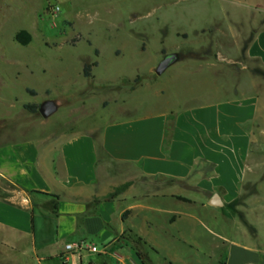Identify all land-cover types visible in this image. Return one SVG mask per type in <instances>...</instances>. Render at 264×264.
Wrapping results in <instances>:
<instances>
[{"label":"crops","instance_id":"0c3cea01","mask_svg":"<svg viewBox=\"0 0 264 264\" xmlns=\"http://www.w3.org/2000/svg\"><path fill=\"white\" fill-rule=\"evenodd\" d=\"M242 58L236 98L0 141L5 264H264V26Z\"/></svg>","mask_w":264,"mask_h":264},{"label":"rangeland","instance_id":"374dc122","mask_svg":"<svg viewBox=\"0 0 264 264\" xmlns=\"http://www.w3.org/2000/svg\"><path fill=\"white\" fill-rule=\"evenodd\" d=\"M263 26L264 0H0V141L211 101L215 74L232 89L215 99L236 98L248 70L227 59L242 60ZM169 54L184 60L158 75Z\"/></svg>","mask_w":264,"mask_h":264},{"label":"trees","instance_id":"16d2710c","mask_svg":"<svg viewBox=\"0 0 264 264\" xmlns=\"http://www.w3.org/2000/svg\"><path fill=\"white\" fill-rule=\"evenodd\" d=\"M16 40L21 43L22 45H28L31 41H32V35L31 33L26 30V29H22L20 30L17 35H16ZM97 65V62L92 63L91 65H86L84 67V75L86 77H90L92 76V71L91 68L93 66ZM33 93H36L35 91H32ZM27 110H29L32 113L35 114H39V110H40V106L36 105V104H25L24 106ZM130 183H125L122 184L118 187H116L112 192H110L109 194L99 198V199H105V200H109L112 199L114 197H116L119 193H121L122 191H124L125 189H127L129 187ZM185 201H190L188 198H182ZM142 256V254H141Z\"/></svg>","mask_w":264,"mask_h":264},{"label":"built area","instance_id":"2783aa9c","mask_svg":"<svg viewBox=\"0 0 264 264\" xmlns=\"http://www.w3.org/2000/svg\"><path fill=\"white\" fill-rule=\"evenodd\" d=\"M56 10H60L59 7L56 8ZM66 250L72 253H78L82 254L83 252H93L98 253L101 252L100 248L97 244L90 243L86 240L80 241V242H68L65 246Z\"/></svg>","mask_w":264,"mask_h":264},{"label":"water","instance_id":"95a60500","mask_svg":"<svg viewBox=\"0 0 264 264\" xmlns=\"http://www.w3.org/2000/svg\"><path fill=\"white\" fill-rule=\"evenodd\" d=\"M176 59H177L176 54L166 55L162 59V61L158 64V66L156 68V73L158 75L163 74L169 68V66H171V64L176 61Z\"/></svg>","mask_w":264,"mask_h":264}]
</instances>
